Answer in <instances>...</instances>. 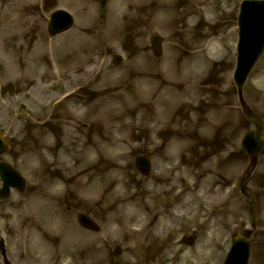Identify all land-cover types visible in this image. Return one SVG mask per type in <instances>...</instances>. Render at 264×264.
Listing matches in <instances>:
<instances>
[{"label": "rangeland", "instance_id": "obj_1", "mask_svg": "<svg viewBox=\"0 0 264 264\" xmlns=\"http://www.w3.org/2000/svg\"><path fill=\"white\" fill-rule=\"evenodd\" d=\"M240 2L0 0L3 159L28 180L0 201L13 264H223L251 220L240 141L254 125L232 80ZM59 7L75 23L52 37ZM243 93L264 128V52ZM138 153L152 160L147 177ZM247 191L250 264H264V149ZM79 213L99 231L79 226ZM192 233L195 246L180 244Z\"/></svg>", "mask_w": 264, "mask_h": 264}, {"label": "water", "instance_id": "obj_2", "mask_svg": "<svg viewBox=\"0 0 264 264\" xmlns=\"http://www.w3.org/2000/svg\"><path fill=\"white\" fill-rule=\"evenodd\" d=\"M261 8H264V1L254 3L253 9H261ZM246 10L247 9H244V11H246ZM71 23H72V19L69 16V14H67L65 11H57V12L53 13L51 16V19L49 22V30L51 33H56V32H59L61 30L66 29L67 27H69V25ZM263 30H264V27H263ZM262 35H264V33ZM262 35H261V38H262ZM263 42H264V38H263L262 43ZM262 43H261V46H263ZM261 49H260V51H261ZM259 137H260V133L258 132V133H252L249 135V137L246 138L247 140H246V143L244 145L252 157H254L257 154L259 148L261 147V141H260ZM5 149H7V145L5 143H3V141L0 137V152L5 150ZM143 159L144 158H142V160ZM139 160H141V159L139 158ZM139 160H138V165H139ZM144 161L146 162V166L142 167L143 169L147 168V164H148L147 160H144ZM0 176L4 182V189L5 190H9L10 185L17 186L21 189L24 188V186H25L24 180L8 164H4V163L0 162ZM1 191L2 190H0V192ZM85 223H87V222H85ZM86 225L90 226L89 223H87ZM237 240L238 241H235V242H237L238 244H239V242L246 244V241L243 239H237ZM238 244H236L233 247L234 249H233L232 254H239L241 252V250H239ZM230 257H231V255H230Z\"/></svg>", "mask_w": 264, "mask_h": 264}, {"label": "bare ground", "instance_id": "obj_3", "mask_svg": "<svg viewBox=\"0 0 264 264\" xmlns=\"http://www.w3.org/2000/svg\"><path fill=\"white\" fill-rule=\"evenodd\" d=\"M215 47H216V46H215ZM215 47H214V48H215Z\"/></svg>", "mask_w": 264, "mask_h": 264}]
</instances>
